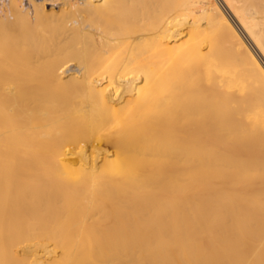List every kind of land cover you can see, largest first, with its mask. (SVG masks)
Here are the masks:
<instances>
[{"label": "bare ground", "instance_id": "bare-ground-1", "mask_svg": "<svg viewBox=\"0 0 264 264\" xmlns=\"http://www.w3.org/2000/svg\"><path fill=\"white\" fill-rule=\"evenodd\" d=\"M9 3L0 264H264V0Z\"/></svg>", "mask_w": 264, "mask_h": 264}, {"label": "rangeland", "instance_id": "rangeland-1", "mask_svg": "<svg viewBox=\"0 0 264 264\" xmlns=\"http://www.w3.org/2000/svg\"><path fill=\"white\" fill-rule=\"evenodd\" d=\"M0 2H2V3H4V4H2V3H0V21H2V24H1V22H0V24L2 25V27H1V25H0V27L2 28V29H0V42L5 46V47H7L8 46V49L9 50H13V51H15L16 50V52L18 53L17 55H18V58H19V56L21 57V58H19V60H23L24 59V61L26 60H29V58H32L33 57V54H32V51L34 50V48H35V45L33 46V45H30L29 44V42L30 41H38V44L36 45V46H38L37 47V49H39L40 50V55H43V54H46L47 52H50L51 51V49H52V46H53V43H56L57 41H58V39H57V36H56V33H58L57 31L58 30H55L53 27H51V25L50 24H48L47 22H44V23H40L39 24V26H37V27H32V26H27L26 24V22H27V15L25 14V12H21V10H18L17 8H15L14 6H13V4L12 3H9L11 6H9V7H7L8 6V4H7V2H8V0H5V2L4 1H0ZM4 5V6H3ZM5 7V8H4ZM8 8V9H7ZM16 10H18V11H16ZM4 10H6V11H4ZM9 10H11V11H9ZM16 11V12H13V11ZM23 11V10H22ZM8 12V13H7ZM9 12H11V13H9ZM21 12V13H20ZM7 13V14H6ZM15 13V14H14ZM16 13H19V14H16ZM13 14V15H12ZM21 14H22V16H21ZM24 14V15H23ZM15 15V16H14ZM17 15V16H16ZM20 15V16H19ZM25 15H26V17H25ZM9 16H11V17H13V18H10ZM6 17H7V22H6ZM17 17V18H16ZM20 17V18H19ZM10 18V19H9ZM21 20V22H20V20ZM19 20V22H17ZM25 20V21H24ZM9 22H10V26H8L9 25ZM23 22L25 23V24H23ZM6 25H5V24ZM4 24V25H3ZM235 24V23H234ZM11 25H12V28H11ZM31 25V24H30ZM237 25V24H236ZM4 26V27H3ZM14 26V27H13ZM17 26V27H16ZM22 26V27H21ZM8 27H10L11 28V30L8 28ZM30 27V28H29ZM130 27L131 26H129V27H127V30H128V32H129V30H130ZM3 28H5V29H7L8 28V30H5L4 31V29ZM133 27H131V29H132ZM33 29V31H31ZM241 29V28H240ZM7 31V32H6ZM49 31H51V32H53V33H49ZM131 31V30H130ZM6 34H5V33ZM14 32V33H13ZM20 32V33H19ZM23 33V34H22ZM25 33V34H24ZM46 34H47V37H46ZM12 35V36H11ZM18 35V36H17ZM49 35V36H48ZM50 35H53L52 37H56V39H54V40H56L55 42L54 41H52V39L50 38L51 36ZM55 35V36H54ZM7 36V37H6ZM33 36H34V38L35 39H33ZM12 39H11V38ZM14 38V39H13ZM51 40H50V39ZM2 39V40H1ZM24 39V40H23ZM48 39H49V41H48ZM24 41H26V42H24ZM17 43V44H16ZM25 43V44H24ZM6 44H7V46H6ZM10 44V45H9ZM14 46H15V48H14ZM18 49V50H17ZM45 52V53H44ZM42 53V54H41ZM24 54V55H23ZM35 54V53H34ZM40 55H37V56H40ZM24 57V58H23ZM91 139H93V137H90Z\"/></svg>", "mask_w": 264, "mask_h": 264}, {"label": "built area", "instance_id": "built-area-1", "mask_svg": "<svg viewBox=\"0 0 264 264\" xmlns=\"http://www.w3.org/2000/svg\"><path fill=\"white\" fill-rule=\"evenodd\" d=\"M0 1H5V0H0ZM35 1H49V0H35Z\"/></svg>", "mask_w": 264, "mask_h": 264}]
</instances>
